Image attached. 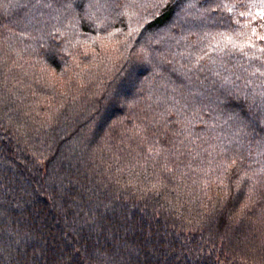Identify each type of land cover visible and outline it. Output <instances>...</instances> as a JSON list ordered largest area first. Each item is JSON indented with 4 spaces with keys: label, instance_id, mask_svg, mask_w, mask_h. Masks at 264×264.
Wrapping results in <instances>:
<instances>
[{
    "label": "trees",
    "instance_id": "obj_1",
    "mask_svg": "<svg viewBox=\"0 0 264 264\" xmlns=\"http://www.w3.org/2000/svg\"><path fill=\"white\" fill-rule=\"evenodd\" d=\"M138 1L0 0V264H264V0Z\"/></svg>",
    "mask_w": 264,
    "mask_h": 264
},
{
    "label": "snow or ice",
    "instance_id": "obj_2",
    "mask_svg": "<svg viewBox=\"0 0 264 264\" xmlns=\"http://www.w3.org/2000/svg\"><path fill=\"white\" fill-rule=\"evenodd\" d=\"M224 7L227 8V11L228 12H231L232 11V8L231 7H228L227 5H225ZM241 15H244V13H241ZM257 15L260 17V19L262 21H264V11H259L257 13ZM262 26H264V25H262ZM255 32H256V30H255V28H253V34L254 35H255ZM226 39H227L228 43H230V44L233 45V47L239 46V47H241V49H243V45H236L235 42L232 40V38L230 36L226 37ZM257 39H259L261 41H264V35L258 36ZM248 46L249 47H253L254 45L251 43V41H249ZM261 51H264V49H261ZM234 163H235V161H233V164Z\"/></svg>",
    "mask_w": 264,
    "mask_h": 264
},
{
    "label": "rangeland",
    "instance_id": "obj_3",
    "mask_svg": "<svg viewBox=\"0 0 264 264\" xmlns=\"http://www.w3.org/2000/svg\"><path fill=\"white\" fill-rule=\"evenodd\" d=\"M137 1H138V0H137ZM144 1H146V0L138 1L142 9H146V8L144 7V5H143V2H144ZM146 2H147V5H149L150 7H152V4H149L150 1H146ZM141 123H143V122H141ZM141 123H139V124H141ZM144 126L147 127V128H145V129H149V127H148L147 125H144ZM145 129H144L143 131H145ZM134 134H135V133H134ZM207 147L210 148V150H212V149H213V150H218L216 147H212L211 145H207ZM135 151H139V150H135ZM201 161H202V160H201ZM206 165H211V163L207 162Z\"/></svg>",
    "mask_w": 264,
    "mask_h": 264
}]
</instances>
